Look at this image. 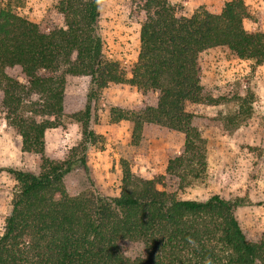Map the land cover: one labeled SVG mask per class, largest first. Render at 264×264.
I'll use <instances>...</instances> for the list:
<instances>
[{"label":"trees","instance_id":"16d2710c","mask_svg":"<svg viewBox=\"0 0 264 264\" xmlns=\"http://www.w3.org/2000/svg\"><path fill=\"white\" fill-rule=\"evenodd\" d=\"M104 0H56L62 25L42 32L38 25L0 3V92L6 125L21 138L24 153L40 157V172L13 169L11 211L0 235V264H264V241L248 240L236 218L243 200L212 195L178 200L158 188L161 178L143 179L122 162L118 196L94 190L71 197L64 179L88 172L86 150L94 102L110 85H128L143 97L157 95L132 120L137 144L144 124L184 136V152L168 161L166 173L185 181L206 168V142L193 125L189 105H216L200 79L199 55L221 48L240 61H264V33H249L243 0L226 2L217 14L203 9L178 16L169 0H134L142 15L139 52L129 77L103 55L99 29ZM19 69L26 84L6 70ZM68 77H89L82 113V141L64 161L45 157L46 131L64 117ZM237 123H232V125ZM126 242L142 252L127 257Z\"/></svg>","mask_w":264,"mask_h":264},{"label":"rangeland","instance_id":"374dc122","mask_svg":"<svg viewBox=\"0 0 264 264\" xmlns=\"http://www.w3.org/2000/svg\"><path fill=\"white\" fill-rule=\"evenodd\" d=\"M134 0H104L100 8L99 29L103 55L116 62L129 77L139 52L142 15L135 12ZM231 0H169L178 16H190L203 9L217 14ZM249 19L244 28L249 33H264V0H243ZM21 17L38 25L42 32L61 26L55 10L56 0H0ZM200 79L206 96L216 105H189L193 125L206 142V168L199 179L185 181L166 173L169 160L184 152V136L165 128L144 124L139 143L132 139L135 115L156 107L157 95L143 97L128 85H110L99 92L94 102L89 130L94 142L86 150L88 172L76 170L64 179L71 197L94 190L114 197L120 192L122 162L132 174L143 179L161 178L159 189L178 200L203 201L212 195L227 200L241 199L245 206L235 215L248 240L264 241V61L233 59L221 48L199 55ZM6 73L26 84L19 69ZM89 77H68L64 95V117L58 128L46 131L45 157L64 161L82 141V126L73 117L83 112ZM0 92V170L40 172V157L21 150V138L10 129L1 109ZM237 123V125L232 123ZM16 183L0 172V235L11 211ZM130 258L139 255L138 246L121 243Z\"/></svg>","mask_w":264,"mask_h":264}]
</instances>
